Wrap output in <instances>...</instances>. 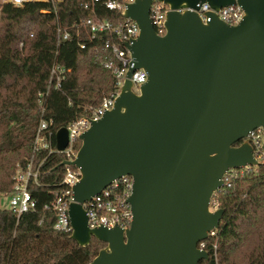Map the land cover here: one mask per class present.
<instances>
[{
	"label": "water",
	"instance_id": "1",
	"mask_svg": "<svg viewBox=\"0 0 264 264\" xmlns=\"http://www.w3.org/2000/svg\"><path fill=\"white\" fill-rule=\"evenodd\" d=\"M169 5L165 35L150 18L153 0L127 3L137 22L132 66L112 109L80 135L74 161L71 238L86 247L106 243L90 264H199V247L218 229L225 209H210L230 168L258 166L248 140L264 129V0H159ZM207 3L211 9L200 14ZM239 5L243 19L228 24L216 13ZM147 72L137 93L132 74ZM69 143L68 130L56 134ZM241 143L236 145L237 142ZM56 167V168H57ZM130 175L129 228L90 227L83 204L116 179Z\"/></svg>",
	"mask_w": 264,
	"mask_h": 264
},
{
	"label": "trees",
	"instance_id": "2",
	"mask_svg": "<svg viewBox=\"0 0 264 264\" xmlns=\"http://www.w3.org/2000/svg\"><path fill=\"white\" fill-rule=\"evenodd\" d=\"M84 1L60 0L56 11L39 2L0 5V193L12 190L16 169L26 167L32 157L42 119L52 121L57 131L88 115L86 106H98L116 88V77L107 66L116 62L108 45L111 35L93 34L81 23L91 15ZM97 12L113 22L120 14L103 4ZM55 62L70 69L57 89L49 88ZM47 90L43 111L39 93ZM45 154L40 152L37 162ZM62 161L63 155L49 156L42 166V186L30 187L41 204L50 199L48 189L60 188L64 171L57 166ZM214 197L225 213L215 235L204 240L210 259L199 264H264V163ZM55 220V213L42 206L20 217L0 208V264H90L106 246L95 237L88 246H80L71 232L54 228Z\"/></svg>",
	"mask_w": 264,
	"mask_h": 264
},
{
	"label": "built area",
	"instance_id": "3",
	"mask_svg": "<svg viewBox=\"0 0 264 264\" xmlns=\"http://www.w3.org/2000/svg\"><path fill=\"white\" fill-rule=\"evenodd\" d=\"M60 0H0V5L13 4L15 6H24L27 3L39 2L48 3L57 9V4ZM136 0H85L82 6L88 10L91 15L82 20V24L87 26L93 34L98 32L108 31L111 37L108 39V45L111 46L116 62H109L107 66L111 67L116 77V88L107 96L98 106L88 105L86 108L89 114L80 117L67 126L69 143L63 150L57 147V139L55 131L52 126V121L42 119L36 132L35 145L33 155L27 163L26 167L19 166L13 175V188L11 191L2 192L0 196L10 197L9 209L16 212L20 217L23 213L36 211L42 206L43 211H52L56 215L54 228L60 231H73L69 208L74 201L73 187L81 178L80 169L74 164H64V175L59 183V189H48L50 199L41 204L40 198L30 189L31 186H42L40 182V175L42 173V166L45 160L53 155H63V161H74L79 150L78 143L80 135L88 130L94 120H98L110 109L113 108L116 98L119 96L123 85L127 79V73L132 66V55L129 45L139 37L140 27L136 21L125 17L124 11L127 8V3L135 2ZM103 4L108 9L117 10L120 12L116 22L110 19L101 18L98 15V5ZM170 9L169 5L159 0H153L150 10V18L152 24L158 35H165L167 32L166 21L167 12ZM211 7L204 3L199 12L205 20L204 13L209 11ZM49 12V10H42ZM216 13L228 24H238L244 17V10L239 5L221 8ZM59 32L62 29L58 28ZM64 38L69 37V33L63 34ZM85 47V44H81ZM70 69L65 68L61 64L55 62L51 68L49 88H59L61 81L64 79L66 73ZM147 72L143 69H137L133 72L131 81L133 82V90L140 91V87L147 81ZM49 93H39V103L42 110L47 109L46 97ZM55 136V145L53 144V137ZM248 140L254 149V157L261 164L264 163V129L258 127L251 131L248 135ZM42 151H45L44 158L37 162L36 157ZM259 164V165H260ZM256 166H244L241 168H230L224 176V186H231L233 180L245 176L252 172ZM223 186V187H224ZM134 187V179L130 175H124L116 179L108 187L95 195L90 201H86L83 206L88 216V223L90 227L105 226L113 228L117 225L126 229L131 226L133 221V211L128 199L132 194ZM218 191V190H217ZM214 193V195L217 193ZM213 195L210 202V209L215 211L220 208V203ZM216 230V229H215ZM215 230L210 232V236L215 235ZM199 247L204 249L205 241L199 244Z\"/></svg>",
	"mask_w": 264,
	"mask_h": 264
},
{
	"label": "rangeland",
	"instance_id": "4",
	"mask_svg": "<svg viewBox=\"0 0 264 264\" xmlns=\"http://www.w3.org/2000/svg\"><path fill=\"white\" fill-rule=\"evenodd\" d=\"M10 197L0 196V208H8Z\"/></svg>",
	"mask_w": 264,
	"mask_h": 264
}]
</instances>
